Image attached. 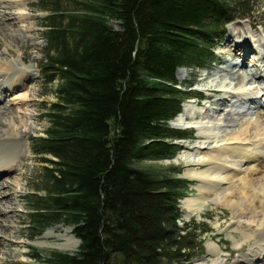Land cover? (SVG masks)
<instances>
[{"label": "trees", "instance_id": "16d2710c", "mask_svg": "<svg viewBox=\"0 0 264 264\" xmlns=\"http://www.w3.org/2000/svg\"><path fill=\"white\" fill-rule=\"evenodd\" d=\"M38 3L48 11L42 68L58 84L45 136L32 139L43 166L42 185L27 197L29 227L34 240L55 224L71 226L80 245L73 253L33 248L30 260L194 264L209 230L182 221L191 181L172 162L194 130L170 122L204 93L181 87L177 71L214 63L227 25L256 11V0Z\"/></svg>", "mask_w": 264, "mask_h": 264}, {"label": "bare ground", "instance_id": "6f19581e", "mask_svg": "<svg viewBox=\"0 0 264 264\" xmlns=\"http://www.w3.org/2000/svg\"><path fill=\"white\" fill-rule=\"evenodd\" d=\"M10 6L13 10L8 11ZM26 6L27 0H0V41L3 44V47H0V245L4 243L7 246L12 241L11 234L14 232L16 222L11 215L16 212L15 203L6 195V189L10 187L7 178L10 175H15V183L21 185L22 175L17 176V174L20 167H23V160L27 158L28 152L31 150L30 127L27 124V119L33 114L25 107L30 103L31 98L23 93L26 87L22 86L21 81L28 75H30V80L35 79L34 68L38 67L37 61L34 65L27 64L22 53L24 37H21L18 30L24 33L31 31V27L25 25L30 19V15L24 11ZM14 20L19 22L20 29L13 24ZM234 30L236 31L235 35ZM235 36L241 43H228L225 53L231 55L232 58L239 56L241 61L237 59L231 67L225 65L226 67H220L221 70L229 78L237 80L240 85H245L246 82H256L260 77L264 81L262 48L257 50L254 49L255 44H249L251 41L245 37L243 27L232 30L230 38L233 39ZM15 48L19 64L16 63V60L11 61L5 57L6 54L15 51ZM252 51H254V56L250 55ZM249 57L253 58L254 63H251ZM237 61L239 62L237 63ZM251 64H253L251 68L254 67L255 71L249 74ZM212 86L214 88H211ZM216 87L213 82L209 87H206L207 101L212 102L213 94L222 93L223 90ZM225 93L231 94V102L238 103L241 99H239L241 94L235 90ZM243 101L245 103L252 101L255 107L238 110L239 115L246 112L249 117H244V115L239 117L236 121L237 128L227 130L226 138L215 143L211 142L208 146L199 145L187 148L200 157L198 160H193L190 163V168L185 172V175L199 183V192L193 197L184 199L183 206L186 208V217H189L202 211L209 201L226 205L233 210L235 229L242 228L240 219H245L251 224L256 222L257 229L253 233L250 232L251 225L242 228L241 241L239 242L251 240V244L248 248L249 251L240 255L234 264H264V102L262 104L261 101L257 102L249 97L243 98ZM215 103L220 104L219 100H216ZM220 106L226 109L228 107L226 100ZM13 107L16 109V115L11 112L12 109L14 110ZM209 109L213 112H221L218 107H213V102ZM235 113L234 115H236ZM182 114L183 120L190 118L195 121L198 119L196 112L187 109L179 116ZM229 114L224 115V119ZM218 116L219 114H217ZM224 122L229 123L227 119ZM194 138L203 140L206 136L201 133ZM24 145H26V149L23 152ZM19 157L21 158L16 163V159ZM72 229L73 227L65 228V231L66 235L72 234L71 237L74 238ZM66 235L60 234L58 237H66ZM75 238L74 243H70L68 239V243L62 244L61 247L74 251L80 243V240ZM218 241L209 244V250L217 257L222 251L217 245ZM5 262L7 263V260Z\"/></svg>", "mask_w": 264, "mask_h": 264}, {"label": "rangeland", "instance_id": "374dc122", "mask_svg": "<svg viewBox=\"0 0 264 264\" xmlns=\"http://www.w3.org/2000/svg\"><path fill=\"white\" fill-rule=\"evenodd\" d=\"M38 1L39 0H27V6L24 10L30 15V19H28L25 25L31 27V31L24 33L21 32V30H18L20 32L19 34H21V37H24L22 42V53L24 59L26 60L25 62L29 65H34L35 61H37L38 67H36V69L34 68V73L36 76L35 79L30 80V75H28L21 81L22 86L26 87L23 90V93L27 95V97L31 98L30 103L25 106L26 109H28L31 114H33L27 119V124L30 127L29 143L31 150L28 152L27 158L23 160V167H20V170L17 174V176L22 175L21 185H17L15 183V175H10L8 178L6 177L10 184V187L6 189V195L7 198L15 203L16 212L15 214L11 213V215L13 216V220L16 222L15 229L13 230L14 232L11 234L12 241L10 245L7 246L4 243L3 245H0V264H35L34 261L30 260V255L33 251V248L39 249L44 253L51 250L73 253L78 250L80 244H78L74 251L65 250L61 247L62 244L68 243V239L70 243H74L76 239L75 237V239L71 237L72 234L66 235L65 228L71 227H67L64 224H55L51 226L34 240H32L33 236L29 227L28 218L31 209L30 204L27 201V197L28 195L34 193V190L37 187L42 185L38 179L40 170L43 166L40 158L33 151L32 139L33 137L45 136V131L49 126V122L44 116L46 113V108L56 101V85L58 84V80L55 82H49L45 76V71L42 68V65H44L45 61L44 50L46 47V42L43 38V33L45 31L43 19L46 15H48V11L41 10ZM64 3H67V0H64ZM11 10H13V8L10 6L8 11ZM255 10L256 11L253 13H243L244 15H241L236 20L227 25L224 36L216 43L215 50L217 56L214 63L208 64L205 69L197 70L184 67L178 69L177 71V78L179 84L182 85L181 87L191 86L190 89L194 91H203L206 95L208 94L206 87H209V85L213 82L216 84V88L223 90L221 94H213L211 100L213 102V107H218V110L221 109V112L210 111L209 106L212 102H209L206 99L202 101L200 106H196L193 100H189L184 104L186 107L184 111L186 112L187 109L188 111L196 112L198 119L195 121L191 119V121L185 123L183 121L182 114L170 122L171 126L181 129L185 128L186 124H194L197 128L194 129L193 136L195 137L197 134L201 133L206 136V138L203 140H182L180 142L181 150L179 151V154L172 160L176 166L183 168L182 176L188 178L191 181L190 192L180 201V206L184 210L182 221L184 220L188 222L192 218L195 219L197 223H202L205 221L206 223L203 226L205 229L209 230V232L205 235L203 253L195 260L194 264H234L240 255L249 251L248 248H250L251 244V240L245 241L243 243L239 242L241 241L242 228L244 229V227L251 225L252 229L250 232L252 233L257 229L256 222H252L251 224V222H247L245 219H240V227L242 228L235 229L233 210L232 208L226 205L224 206L223 204H217L215 202L209 201L207 204H205L202 211L192 214L189 217H186V208L183 206L184 199L193 197L199 192V183L185 175V172L188 168H190V163L195 159L198 160L200 157L197 153H192L187 148L199 145L208 146L211 142L215 143L216 141L226 138L227 130H233L237 128L236 121L239 117H243V115L244 117H249L246 112H242L243 114L239 115L238 110L255 107V104H252V101L245 103L243 98L249 97V99H254L257 102H264V81L262 77L258 78L256 82H246L245 85H240L237 83V80L226 76L224 71H222L220 68L226 67L225 65H229L231 67L234 63H236L237 59H240L241 61L239 56L232 58L231 55L225 53L228 43H241L240 40H237L236 36V39L230 38L232 30L237 27H243L245 37L251 41H248L249 44H255L254 49L257 50L258 48H262V52L264 53V0H256ZM249 22H251V26L249 25ZM112 23L115 27H118L117 22L114 21ZM13 24L16 25L18 29H20L18 27L19 22L17 20H14ZM235 34L236 31L234 32V35ZM0 43V47H3L1 41ZM250 55L254 56V51H252ZM5 57L11 61L16 60V63L19 64L16 48L15 51H13L11 54H6ZM249 59L251 63H254L252 57H249ZM238 62L239 61H237V63ZM252 65L253 64L249 66V69H251L249 74H251L252 71H255L254 67L251 68ZM211 88H214V86ZM234 90L235 92H239L241 94V97L239 96V99H241L238 103L235 101L231 102V94L225 93L228 91L233 92ZM216 100H219L220 104L226 100L228 107L223 109L220 104L215 103ZM13 108L14 110L12 109L11 112L12 114L14 112L16 115V109L15 107ZM234 113L236 115H234ZM217 114H219L218 117ZM226 114H229L228 117H225L229 123L224 122V115ZM181 119L182 121H180ZM24 144L26 143L24 142ZM25 149L26 145L23 147V152ZM20 158L21 157L16 159V163L19 162ZM170 162L171 160H165L158 163L169 165ZM147 163L156 164V162L152 161ZM182 223L183 222H181V224ZM60 234H65L66 237H58ZM213 241L219 242L217 245L220 250H222L219 257L215 256V254L209 250V244ZM237 243L240 244L237 245ZM197 251L199 252V249ZM5 260H7V263Z\"/></svg>", "mask_w": 264, "mask_h": 264}]
</instances>
